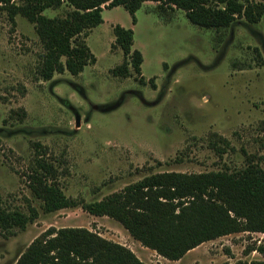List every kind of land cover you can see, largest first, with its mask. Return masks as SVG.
<instances>
[{
  "label": "rangeland",
  "instance_id": "1",
  "mask_svg": "<svg viewBox=\"0 0 264 264\" xmlns=\"http://www.w3.org/2000/svg\"><path fill=\"white\" fill-rule=\"evenodd\" d=\"M102 17L85 39L96 61L79 76L65 72L44 81L37 71L45 49L34 25L21 14L12 23L0 13V208L28 213L31 205L39 213L25 229L0 235V264H18L44 232L63 228L87 229L145 264L264 261L262 232L207 241L170 261L109 217L80 207L42 210L28 178L37 143L58 168L65 195L87 203L152 174L234 172L248 156L264 168V16L255 24L238 18L227 28H204L182 9L145 2L135 25L123 6H104ZM117 25L134 31L143 83L132 68L129 77L113 73L124 60L113 48Z\"/></svg>",
  "mask_w": 264,
  "mask_h": 264
},
{
  "label": "trees",
  "instance_id": "2",
  "mask_svg": "<svg viewBox=\"0 0 264 264\" xmlns=\"http://www.w3.org/2000/svg\"><path fill=\"white\" fill-rule=\"evenodd\" d=\"M0 0V13L6 11L12 23L23 15L35 27L44 46L37 75L49 81L68 72L79 76L96 61L86 43L90 31L103 24L105 6H123L136 24L135 13L145 2L175 6L187 18L204 28H227L238 18L260 22L264 3L257 0ZM67 6L63 17L44 15L49 9ZM113 48L124 54L123 63L113 70L117 76H131L130 68L141 73L143 55L133 49L134 31L115 26ZM40 152L30 169V189L41 201L44 213L80 207L97 217L119 222L142 246L170 261L182 259L204 242L230 234L250 231L264 233V168L252 156L245 168L234 172L201 174L165 172L152 174L102 200L87 203L67 197L58 181V168ZM220 153V151H218ZM0 208V235L14 228L25 229L39 216ZM264 252V249H262ZM18 264H145L127 247L106 240L84 228L50 229L38 237ZM254 264H264V261Z\"/></svg>",
  "mask_w": 264,
  "mask_h": 264
}]
</instances>
